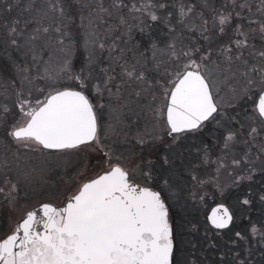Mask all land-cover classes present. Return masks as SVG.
Listing matches in <instances>:
<instances>
[{
  "label": "snow or ice",
  "instance_id": "6c2138e0",
  "mask_svg": "<svg viewBox=\"0 0 264 264\" xmlns=\"http://www.w3.org/2000/svg\"><path fill=\"white\" fill-rule=\"evenodd\" d=\"M6 7L12 11L11 4ZM70 7V0H45L40 6L30 0L25 11L34 15L24 21L25 27H19L18 18L5 25L8 43L28 48L33 61L42 65L36 77L29 76L27 68L18 69L24 75L13 105L0 103V126L7 147L14 146L17 153L39 152L45 162L55 156L64 169L71 165L78 179L59 203L53 202L54 196L42 201L0 238V264H225L226 254L219 261H209L204 247L187 235L198 232L189 214L199 192L192 190L184 197L185 173L195 189L203 181L194 172L210 162V150L221 144L222 155L211 161L219 171L229 167V153L239 143L242 155L230 157L233 184L252 181L257 171L264 184V0H230L223 10L213 9L211 27L203 12L196 17L199 25L187 24L185 17L195 8L181 4L176 24L195 33L197 39L180 47L183 33L175 34V14L162 0L140 4L112 0L107 8L103 3L80 4L81 10L90 11L87 17L81 11L77 29H71L75 21ZM201 7H208L206 0ZM125 9L138 23L128 25L123 42L133 41L132 32L138 29L153 52L154 69L160 71L157 52L167 55L172 65L161 76L149 80L135 65L119 63L112 48L109 59L116 66H101L97 49L102 53L105 45L92 25L96 20L103 23V14L116 13L123 26L127 24ZM46 20L52 21L50 27L43 26ZM30 24L39 26L22 44ZM156 25H163L172 37L166 49H159L154 39L151 29ZM50 31L54 38L48 35ZM41 33L47 40L38 53L35 42ZM257 39L259 46L253 43ZM80 47L84 55L77 69L73 57ZM43 55L48 59L43 60ZM5 71L0 65V74ZM36 79L48 82L50 90L38 88L40 95L32 98L31 91L25 95L23 86ZM63 80L68 83L59 84ZM125 89L132 90L127 98ZM158 96L162 98L159 103ZM145 101L153 117L152 131H137L132 136L131 128L140 114L136 109L143 111ZM120 126L129 131H119ZM205 134L210 144L203 139ZM34 171L17 165V174L26 183H31ZM17 191L16 183L7 192L0 188L10 203ZM252 195L238 198L237 206L252 205ZM258 196L264 208V191ZM234 219L235 213L224 205L213 208L207 217L216 230L229 229ZM260 231L253 224L251 239L241 231L234 233L233 244L242 242L244 248L228 264H264V233L255 241ZM257 243L258 248L253 247Z\"/></svg>",
  "mask_w": 264,
  "mask_h": 264
},
{
  "label": "rangeland",
  "instance_id": "374dc122",
  "mask_svg": "<svg viewBox=\"0 0 264 264\" xmlns=\"http://www.w3.org/2000/svg\"><path fill=\"white\" fill-rule=\"evenodd\" d=\"M108 0H81V2H85V5H96L98 3H103L104 6L107 8L108 4L106 3ZM136 3V0H132V3ZM253 3H259V0H251ZM30 3V0H0V21H3L4 23L1 24L2 26V32L3 36L6 40L8 37V29L5 27V25L10 24V22L13 19H19L21 21L20 28H24V21L30 20L34 12L32 11H25L26 6ZM34 3L37 6L43 5L45 3V0H34ZM7 4H11L12 11H7ZM90 11V10H88ZM255 11V9H254ZM107 16V14H103V17ZM110 22L108 21L109 26L114 27H106V28H114L115 31H118L119 34L112 40H105L104 36L100 37V34L98 33V30H101V24L99 20H96L93 24V30L95 31L96 37L99 38L100 41H102L105 45L103 52L101 53L99 49H97V55L101 57V66L107 67L109 64H112L114 67L116 66L115 60L109 59V50L110 48L114 49L112 51V55L116 57L119 60V63L123 64L125 61H127V64L129 67L132 65H135L137 71L143 70L148 79L152 80L154 78H157L158 76H161L163 74L162 70L160 69L159 72L153 69V66H150L147 70H145L143 67L140 69H137V63L135 62L132 55L130 56L128 54L127 50H132L129 48L126 44L120 43V40H117L118 36H122L123 32L126 29V24L121 26L120 24V16L119 14L114 13L111 16H107ZM258 18V17H255ZM127 21L129 18H126ZM44 27H50L52 24L51 20L43 21ZM67 23V21H66ZM111 23V24H110ZM134 24V23H133ZM192 26H197L193 22L191 24ZM37 24H30L26 28V30L23 33V39L21 40V43L23 44V40L27 39L33 32V29L38 27ZM211 27V25H209ZM41 39L37 40L35 42V47L38 53L41 51V46L45 45V41L47 40V37L41 33ZM51 37H55V33L51 32L48 34ZM225 40H227V37H225ZM53 45H55V39L52 40ZM253 43H256L257 46H259V39L253 41ZM8 45V49H10V52L14 55H17L20 59L24 60L26 63L25 68L28 69V75L31 77H36L38 75V69L42 68V65H38L36 62L32 59V54L29 51L28 48L20 47L16 48L11 46L8 41L6 43ZM49 49L45 46L44 51H48ZM163 50V49H161ZM52 51L54 52L55 49L53 48ZM166 58V62L168 61L167 66L164 63H161L164 68H171L172 65L168 60L167 55H164L163 52L156 53V59H164ZM43 60H47L48 56L43 55ZM153 59V56L150 60ZM56 55L53 56V63H55ZM154 63V61L152 62ZM171 66V67H170ZM24 69V68H22ZM99 71V69H97ZM119 72V68H117V73ZM24 73L22 71H15V74L12 77V80L6 79L0 76V103H7L10 106L13 105L15 101V93L18 89L21 88L20 83V77L23 76ZM68 83L66 80L60 81L59 84H66ZM53 85V86H59ZM25 95L31 91V97L35 98L40 93L37 91L38 88H44L45 91L50 90V85L48 82L36 79L32 85L25 84L23 86ZM131 89H125L123 92V95L127 98L129 96V93L131 92ZM89 96L92 99L93 102H95L96 97L93 96L89 92ZM7 97V99H5ZM132 99H135L134 96L131 97ZM161 97H157V103L161 102ZM148 100H151V97L149 96ZM145 107L143 111H141L139 108H137V112H139V119L138 123L134 124L131 128V135L134 136L137 131H140L141 133H150L152 131L153 126V117L152 114L147 107L148 101H145ZM135 107V105H133ZM108 121L107 115L104 117V122ZM211 127V126H210ZM0 129L3 131V127L0 126ZM119 131L122 132H128L129 130L126 127L120 126L118 127ZM103 131V128H102ZM135 141L133 140L132 143ZM219 150L217 151H210L209 154V160L212 159L213 154L215 153V160L222 155L221 153V144L219 143ZM241 145L238 143L235 146L234 152L229 153V159L231 160V155L235 154L236 156H240L242 154ZM197 155L192 153V157L195 158ZM74 159V158H73ZM228 159V160H229ZM214 160V161H215ZM228 163V162H227ZM7 164L8 167L5 168L4 165ZM17 165H19L21 168L29 169L33 168L35 169L32 178L31 183H26L24 179L21 176H18L17 174ZM59 165V166H58ZM214 173H212V166ZM209 162L207 165L201 164V166L195 170L194 174L199 177L203 183L196 184L195 189H193V184L191 183L190 187L188 186L186 193L189 194L190 191L196 190L199 192V195L196 197L195 207L193 208L194 215L204 213L209 211L211 206L215 204L217 201L220 202V199L224 197L225 192L228 188L233 186V183L229 181L230 177L228 176V173L226 172L228 168V171H233L230 167V164L228 163L229 167L221 168L219 171H217V165L212 164ZM77 176L75 172L72 170L71 165H69L68 169H64L62 166V163L57 160L55 156L49 157L48 160L45 162V158L40 155L39 152H28L26 150H21L19 153H17V150L14 146L11 148L7 147L6 138L4 135L0 136V188H3L5 192L8 191L11 183H16L18 185V191L15 193H12V196L15 198L11 203L8 199L5 198L4 193H0V231L2 233L5 232V234H9L13 231V227L15 224L20 220V218L28 211V209L40 204L42 201H46L53 196L55 199L53 202L59 203V201L62 199L63 193L65 190L75 184L77 182ZM6 180L10 183H6ZM203 184V185H202ZM51 194V195H50ZM200 196H203L204 199L201 200ZM188 198V197H187ZM189 203L191 204V200H189ZM217 204V203H216ZM3 217V220L1 218ZM197 216L192 217V223H196L198 221ZM207 222V221H206ZM208 224V223H207ZM209 226V225H208ZM1 233V232H0Z\"/></svg>",
  "mask_w": 264,
  "mask_h": 264
},
{
  "label": "trees",
  "instance_id": "16d2710c",
  "mask_svg": "<svg viewBox=\"0 0 264 264\" xmlns=\"http://www.w3.org/2000/svg\"><path fill=\"white\" fill-rule=\"evenodd\" d=\"M70 2H71V7L68 10L72 13V19L75 21V23L71 25V29H77L80 24L81 11L83 15L87 17L89 15V11H88L89 9L88 8H83L82 10L80 9L79 5L85 3V2L84 3L81 2V0H70ZM111 2L112 0L106 1L108 6L111 4ZM128 2L132 3V0H128ZM136 2L137 4H140L143 2V0H136ZM162 2H166L169 6V11L175 14V16L172 18V24L176 27L175 34L179 35L180 33H183L182 43L178 42V47L186 46L187 44L191 43L192 40L197 39L195 33L188 32L186 29H183L181 25L176 24V16H178V8L181 4L194 6L195 8V12H188L187 16L185 17V21L189 25H191L193 22L195 23V25H199L200 21L197 20L196 17L200 15L201 12H203L205 18L209 19V25H211V16L213 14V9L223 10L222 8L223 5L226 4L230 5V0H206L208 5L207 8L201 7L205 3V0H162ZM173 5H175V7H173ZM66 7L68 6L66 5ZM185 11H187V8L185 9ZM123 15L129 19L127 21V24L125 25L126 26L125 31L123 32L122 36L117 37V40H120V43L126 46V43L123 42L125 39H127L124 33L127 31L128 25L137 24L138 21L132 19V15L129 14L126 9ZM107 16L102 17L103 23L100 22L101 30H98V33L100 34V37L104 36L105 40L112 41L119 34V32L115 31L114 28L111 29L106 28V27H114V26H109L108 21L110 22L111 20H109ZM3 23H4L3 21H0V65H3L6 71L0 74V76L12 80L15 71H17V69L25 68L26 63L24 60L20 59L17 55L11 53L10 49H8L9 47L6 43L9 40V37H7L5 40L3 36L2 27H1L2 26L1 24ZM84 23L85 25H87L88 23L87 19L84 21ZM151 31L154 34V39L157 42L158 48L166 49L168 42L172 38L168 34L167 29L164 28L163 25H156L151 29ZM132 36L134 38L133 41L127 43V46L132 49V50H127L128 54L130 56L132 55L133 57H135L134 60L137 63V69L143 67L145 70H147L150 66L154 65V63H152L153 59L150 60L151 57L153 56V52L151 51L150 45L148 41L143 38L142 34L139 32L138 29L132 32ZM78 39L81 40L82 42L83 37L80 36L78 37ZM136 45H140V46L137 48ZM142 53L143 55H141ZM83 55H84L83 48L80 47L79 50L76 51L75 56L73 57L75 67L77 69L80 67V64L82 63ZM9 57H11V59H9ZM165 60L166 58L156 59V61L160 62V69L162 70V72L164 71L165 66H163L161 63H164L166 66L168 64V61L166 62ZM1 135H4V133L0 129V136ZM203 139L205 140L206 143L209 144L211 143L208 134H205ZM218 146L219 143L215 147H213L210 151L213 152L216 150L218 151L219 150ZM192 153L196 154L197 150L193 148ZM215 156L216 155L214 153L210 162L215 160ZM253 157H255V152H253ZM227 162L230 164L231 160L229 159ZM212 164L213 163H211V165ZM211 167H212V173H214L213 165ZM226 169H227L226 172L230 177L229 181L233 183L234 177L230 176L229 175L230 171H228V168ZM185 179L187 180V187L188 186L190 187L191 183H194L191 181L187 173H185ZM261 179H262L261 174L259 173V171H257L252 181L250 182L244 181L239 186L233 184V186L227 189V191L224 194V197L220 199L221 203L225 204L231 211L235 213L234 222L229 229L223 231L213 230L208 226L206 222V212L194 215L193 209L190 210L189 218L191 219V221L193 216H197L199 218L198 221L195 223L198 225V232L188 233L187 235L189 236L190 239L193 240V242L199 243L204 247L207 254V259L209 261H219L221 259V256L226 254L225 264H228V262L231 261L232 257L235 255L236 251H239L242 254L244 245L242 242L239 244V246L233 244V240H235L234 233L236 231H241L251 239L252 237H251L250 229L253 224L258 229L261 230L256 235L255 241L259 242L261 240V233H264V208H262L258 196V193L260 191H264V184L261 183ZM187 187L185 188L183 193L185 198L188 197V194L186 193V190L188 189ZM249 193H253L252 195L253 204L250 206L238 207L237 206L238 198H244V196L248 195ZM216 203L218 202L216 201L215 204ZM1 220H3V217L1 218ZM0 232H1L0 238L7 235L5 234V232L4 233H2V231ZM209 244H214L216 245V247L209 248L208 247ZM253 247L258 248V243L254 244ZM259 258H260V251L257 250L256 259Z\"/></svg>",
  "mask_w": 264,
  "mask_h": 264
},
{
  "label": "water",
  "instance_id": "95a60500",
  "mask_svg": "<svg viewBox=\"0 0 264 264\" xmlns=\"http://www.w3.org/2000/svg\"><path fill=\"white\" fill-rule=\"evenodd\" d=\"M219 205H224L225 207H227V206H226L225 204H223V203H217V204H214L213 206H211V208L209 209V211H208L207 214H206V221H207V223H208V220H207L208 215L211 214L213 208H216V207H218ZM38 207H39V205H38V206H35V207L32 208L31 210L36 209V208H38ZM227 208H228V207H227ZM25 215H26V214H25ZM25 215H24V216H25ZM24 216H23L22 218H24ZM21 220H22V219H21ZM21 220H20V221H21ZM20 221H19V222H20ZM19 222H18V223H19ZM18 223H17V224H18ZM17 224H16V225H17ZM208 225H209L210 228H212L211 225H210L209 223H208ZM231 225H232V224H231ZM231 225H230V226H231ZM230 226H229V228H230ZM15 227H16V226H15ZM212 229H213V228H212ZM213 230H216V229H213ZM225 230H226V229H225ZM216 231H223V230H216Z\"/></svg>",
  "mask_w": 264,
  "mask_h": 264
},
{
  "label": "flooded vegetation",
  "instance_id": "af4514ba",
  "mask_svg": "<svg viewBox=\"0 0 264 264\" xmlns=\"http://www.w3.org/2000/svg\"><path fill=\"white\" fill-rule=\"evenodd\" d=\"M38 205H39V204H38ZM38 205H36V206H38ZM34 207H35V206H34ZM34 207H32V208H34ZM32 208L28 209V211L31 210ZM26 212H27V211H26ZM25 214H26V213H24V215H25ZM24 215H23V216H24ZM23 216H22V217H23ZM22 217L20 218V220L22 219ZM20 220H19V221H20ZM19 221H18V222H19ZM18 222H17V223H18ZM17 223H16V224H17ZM16 224H15V226H16ZM15 226L13 227V230L15 229Z\"/></svg>",
  "mask_w": 264,
  "mask_h": 264
}]
</instances>
